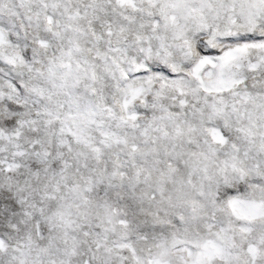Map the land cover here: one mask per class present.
Returning a JSON list of instances; mask_svg holds the SVG:
<instances>
[{"label": "snow or ice", "instance_id": "1", "mask_svg": "<svg viewBox=\"0 0 264 264\" xmlns=\"http://www.w3.org/2000/svg\"><path fill=\"white\" fill-rule=\"evenodd\" d=\"M0 264H264V0H0Z\"/></svg>", "mask_w": 264, "mask_h": 264}]
</instances>
